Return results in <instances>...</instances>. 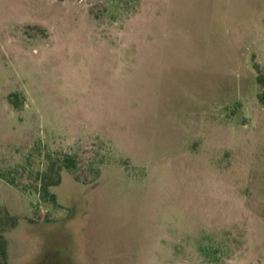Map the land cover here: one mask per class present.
Here are the masks:
<instances>
[{"label":"rangeland","instance_id":"374dc122","mask_svg":"<svg viewBox=\"0 0 264 264\" xmlns=\"http://www.w3.org/2000/svg\"><path fill=\"white\" fill-rule=\"evenodd\" d=\"M259 73L264 0H0L1 259L264 264Z\"/></svg>","mask_w":264,"mask_h":264},{"label":"trees","instance_id":"16d2710c","mask_svg":"<svg viewBox=\"0 0 264 264\" xmlns=\"http://www.w3.org/2000/svg\"><path fill=\"white\" fill-rule=\"evenodd\" d=\"M258 80H259L260 84L264 86V75H262V73H259ZM259 99H260V101H264V95L260 94ZM0 264H5L4 261L1 259V257H0Z\"/></svg>","mask_w":264,"mask_h":264}]
</instances>
